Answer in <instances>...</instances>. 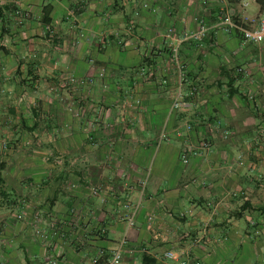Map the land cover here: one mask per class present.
<instances>
[{
  "label": "crops",
  "instance_id": "1",
  "mask_svg": "<svg viewBox=\"0 0 264 264\" xmlns=\"http://www.w3.org/2000/svg\"><path fill=\"white\" fill-rule=\"evenodd\" d=\"M263 4L0 0V264H90L122 234L123 262L143 249L155 264H264V43L220 23L225 9L244 21ZM200 23L201 41L178 49L197 97L170 113L167 33ZM202 137L210 149L181 163ZM141 181L125 228L120 203Z\"/></svg>",
  "mask_w": 264,
  "mask_h": 264
},
{
  "label": "built area",
  "instance_id": "2",
  "mask_svg": "<svg viewBox=\"0 0 264 264\" xmlns=\"http://www.w3.org/2000/svg\"><path fill=\"white\" fill-rule=\"evenodd\" d=\"M254 0H239L242 6L253 2ZM17 17H22V12L15 10L13 12ZM220 23L226 28L237 34L239 38L245 42L249 43H260L264 41V4L257 15V17L246 19L244 21H235L231 18L228 11L225 9L220 15ZM168 31L167 38L168 50L170 58L176 65V85L173 92L172 99L170 101L168 111L175 114H184L190 112L191 108L194 106L198 89L197 84L194 81H189L186 77L183 65L179 60L178 49L182 42L188 40L201 41L206 33V26L202 23L198 24L195 30L189 33H180L176 35ZM171 33V34H170ZM237 72H240L243 76L249 77L250 72L241 67L236 68ZM259 70L257 67L255 71ZM191 129V125L188 121H184L181 126H177L174 129L175 133H181L180 131L187 132ZM165 137V131L160 130L157 135L156 141L159 142ZM210 149V141L206 137H202L195 143L184 144L179 151V159L181 163L185 164L191 157L197 156L201 153H205ZM144 182L141 181L138 189V197L131 201L129 199L124 200L120 203V209L118 211V216L123 220L125 228L132 227L134 224L135 214L139 208L140 199L143 194ZM19 215H17L18 217ZM99 229V228H97ZM125 238H122L118 243L117 247L110 251H101L97 256H105L106 264H120L122 263V252L124 249ZM129 254L134 252L131 248L127 250ZM140 251H144L141 249ZM97 256L91 258V262H94ZM162 256L166 259L176 260V256L170 250L162 253ZM195 264L196 262L193 261ZM192 263V264H193ZM176 264H189L185 261H180Z\"/></svg>",
  "mask_w": 264,
  "mask_h": 264
},
{
  "label": "trees",
  "instance_id": "3",
  "mask_svg": "<svg viewBox=\"0 0 264 264\" xmlns=\"http://www.w3.org/2000/svg\"><path fill=\"white\" fill-rule=\"evenodd\" d=\"M228 1H238V0H228ZM2 8L8 9V6L7 5H3ZM0 11H1V7H0ZM42 12H43V16H42L43 23H48L47 11L43 8ZM228 91H229V94H231L235 90L233 88H230ZM2 184H3V180H2V177H1V173H0V194L3 193ZM90 264H106L105 256H102V255L101 256H97L95 261L94 262H90ZM120 264H155V259H154V257L151 254L146 253L144 251H141L138 262H122Z\"/></svg>",
  "mask_w": 264,
  "mask_h": 264
},
{
  "label": "rangeland",
  "instance_id": "4",
  "mask_svg": "<svg viewBox=\"0 0 264 264\" xmlns=\"http://www.w3.org/2000/svg\"><path fill=\"white\" fill-rule=\"evenodd\" d=\"M28 15H29L28 12L22 11V20H24ZM262 43H264V41H262ZM27 44H30V43H27ZM23 46L26 47L27 45L24 44ZM124 237H125V235L122 234L120 239H122Z\"/></svg>",
  "mask_w": 264,
  "mask_h": 264
}]
</instances>
